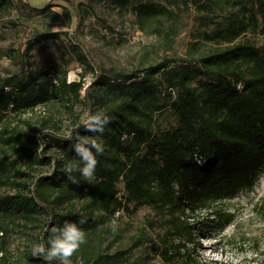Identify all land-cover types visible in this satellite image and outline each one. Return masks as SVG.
Masks as SVG:
<instances>
[{"label": "trees", "instance_id": "16d2710c", "mask_svg": "<svg viewBox=\"0 0 264 264\" xmlns=\"http://www.w3.org/2000/svg\"><path fill=\"white\" fill-rule=\"evenodd\" d=\"M87 1V6L106 3L130 13L138 28L157 35L170 53L179 33L178 12L190 6L195 13L194 39L183 57L165 56L156 66L130 73L91 63L76 41L65 39V32L38 34L26 41L23 52L11 46L0 49L9 67L0 75V189H19L16 196L0 197V233L6 235L8 223L23 220L26 228L43 215L47 222L38 240L47 245L51 226L77 223L83 217L88 222L80 227L87 239L99 238L105 218L147 208L156 216L150 226L158 225L162 235L153 241L141 232L132 244L134 250L141 248L139 257L127 260L131 248L93 257L82 245L78 252L82 264H199L189 246L201 226L188 219L194 221V215L202 213L213 216L208 226L228 222L222 202L251 190L264 172V0ZM65 2L67 7L58 14L50 4L34 8L23 0H0V19L13 15L5 23L13 30L35 19L65 29L74 17L81 24L87 11L78 3ZM57 42L63 48L57 62L50 56L30 55ZM72 62L83 74L79 81L68 82ZM87 74L92 79L85 84ZM240 83L243 89H237ZM38 106L61 107L75 124L72 140L41 135L45 150L59 152L62 170L28 185L15 182L27 174L14 169L7 158L28 160L29 147L38 140L9 129L6 120ZM99 111L112 117L100 137L105 151L97 157L95 178L72 184L66 166L71 164L72 175L82 179L76 169L83 164L70 145L77 134L98 135L87 132L81 118ZM164 114L169 121L161 130L154 119ZM43 157L37 162L49 163ZM73 202L80 204L79 213L57 212L59 205ZM25 259L46 264L31 251ZM0 264L9 263L4 257Z\"/></svg>", "mask_w": 264, "mask_h": 264}, {"label": "rangeland", "instance_id": "374dc122", "mask_svg": "<svg viewBox=\"0 0 264 264\" xmlns=\"http://www.w3.org/2000/svg\"><path fill=\"white\" fill-rule=\"evenodd\" d=\"M30 7L42 8L52 5L51 10L60 14L62 7H67L65 0H23ZM83 6L87 14H83L81 24L75 17L68 29L54 27L41 19H35L19 28L13 30L5 25L8 19L14 17H3L0 19V49L11 46L25 50V43L41 33L65 32V39L72 38L76 41L87 55L89 61L103 68L116 72L130 73L142 71L143 69L160 64L165 56L183 57L187 54L189 43L194 39L195 13L192 7L179 13V33L173 43V51L166 52L162 40L152 34L149 30L143 32L135 24L130 13H120L106 3H92L89 6L87 0H70ZM79 25V26H78ZM64 39V38H63ZM260 41V39H258ZM65 44V43H64ZM57 52V53H56ZM63 48L57 42L52 48L31 52L32 58L39 56H50L51 61H56V56L62 54ZM41 53V54H38ZM32 58L29 62L33 63ZM8 61L0 53V75L8 69ZM83 74L82 68L75 62L68 67V82L79 81ZM92 79L90 74L84 77V83L88 84ZM79 115V110L76 112ZM84 117V116H83ZM83 118H81L82 121ZM155 126L161 130L167 127L168 117L166 114L158 115L154 119ZM7 122V123H6ZM9 129L16 128L18 132L34 136L38 143L31 145L32 155L28 160L16 159L9 156L8 163L13 164L14 169L27 174L26 177L15 179V182L31 185L40 176H50L52 172L61 171L59 161L61 157L55 149L45 150L41 139L42 134L52 133L56 137H67L69 131L74 127L75 118L65 113L63 108L55 106H38L25 113L9 116L6 120ZM37 131V133H35ZM44 156V157H43ZM49 163L39 164L41 158ZM34 161V162H32ZM57 173V172H56ZM13 175V173H10ZM15 187L6 186L0 189V197H13L18 195ZM26 194V191H23ZM54 195V193H51ZM80 204L73 202L58 206L57 212L65 215L72 209L73 214L79 213ZM222 211L229 217L228 222L221 226H208L207 222L213 219L210 214H195L194 221L188 219L189 223H200L201 230L195 232L196 241L192 250V257L199 264H264V172L249 191H241L234 198L222 202ZM39 222L29 223L26 228L25 221H14L8 223L6 235L0 233L4 238L3 253L0 258L6 259L9 264H30L25 259L38 240L42 226L47 219L37 216ZM156 220V216L143 208L133 215L126 213L116 214L113 219L105 218L104 223L99 226V238L89 237L84 244V251L91 255H111L119 251H131L126 255L127 260L132 261L141 255V248L133 249L132 244L144 232L153 241H157L162 235L160 227L150 226ZM115 221V230L110 226ZM1 242V240H0ZM79 252V251H78ZM72 257V264H82L79 253ZM154 261L157 259L153 258Z\"/></svg>", "mask_w": 264, "mask_h": 264}, {"label": "clouds", "instance_id": "9594fccd", "mask_svg": "<svg viewBox=\"0 0 264 264\" xmlns=\"http://www.w3.org/2000/svg\"><path fill=\"white\" fill-rule=\"evenodd\" d=\"M236 87L237 89H243L244 85L240 83ZM111 121L112 117L106 115L103 111L95 114L84 113L81 121L83 128L87 132L98 135L81 136L77 134L75 141L70 145V148L74 150L83 164V167L76 169L82 179L72 175L74 169L71 164L66 166L69 173L67 178L72 184H78L80 180L91 181L95 178L98 164L97 157L103 155L105 151V145L100 137ZM79 126L76 125L75 127ZM68 139L72 140L71 131L68 133ZM87 222L86 218L81 217L77 223L65 221L62 226H51V238L48 244L46 245L43 242L34 244L31 249V256L43 258L46 264H53L54 261H58L59 264H72V257L80 250L82 245L87 243V234L80 227V225ZM110 226L115 230L117 227L116 222L113 221ZM2 255L3 253H0V256Z\"/></svg>", "mask_w": 264, "mask_h": 264}]
</instances>
